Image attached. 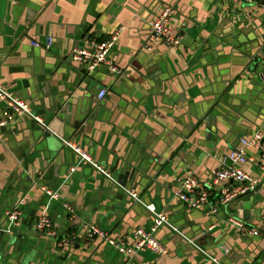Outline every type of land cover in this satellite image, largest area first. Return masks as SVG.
Instances as JSON below:
<instances>
[{"label":"crops","instance_id":"obj_1","mask_svg":"<svg viewBox=\"0 0 264 264\" xmlns=\"http://www.w3.org/2000/svg\"><path fill=\"white\" fill-rule=\"evenodd\" d=\"M166 6L174 7L182 43L147 52L149 26ZM120 30L111 60L122 75L72 62L75 48ZM49 38L54 43L47 49ZM263 65L264 0H0V82L57 134L27 117L0 130V264H215L201 250L222 264H264V171L255 162L240 167L258 191L213 217L176 196L178 178L191 171L211 189L213 205L220 189L212 177L222 157L264 132ZM103 89L107 96L99 100ZM81 104L91 112L79 128ZM5 113L1 106L0 119ZM204 115L216 119L210 128L198 125ZM60 138L164 212L195 247L167 227L156 235L168 248L165 256L128 258L100 239L88 241L90 225L130 237L138 228L150 230L152 216L81 164ZM248 155L259 159L254 149ZM38 179L60 200L48 201L33 186ZM29 192L18 237L2 235L6 212ZM42 214L53 221L55 236L37 231ZM231 218L260 235L241 236L225 224ZM70 237L72 246L63 247Z\"/></svg>","mask_w":264,"mask_h":264},{"label":"built area","instance_id":"obj_2","mask_svg":"<svg viewBox=\"0 0 264 264\" xmlns=\"http://www.w3.org/2000/svg\"><path fill=\"white\" fill-rule=\"evenodd\" d=\"M234 1H245L251 3L254 0ZM174 14V7L166 6L150 24L148 40L145 44V50L147 52H152L155 47L160 44H165L171 47L181 45L182 38L174 33ZM121 31L122 30L116 32L110 39L101 41L90 47L75 48L72 52V62L81 65L85 64L92 70L100 66H105L110 73L116 76L122 75V70L111 60L112 51L119 41ZM53 43V38L47 39V49H50ZM106 96V89L101 90L98 94L99 100L105 99ZM1 106L5 107L6 113L4 114V117L0 119V130L13 125L20 118L27 117L34 120L44 130H47L57 136V134L51 131L50 127L46 125L42 117L33 111L32 107L28 103L11 94L0 82V107ZM60 140L66 149L71 150L80 158L81 164L93 167V169H95L97 173L106 180L115 181L112 172L97 164L83 148L71 140L63 138H60ZM249 149L257 151L259 155L258 161L249 157ZM250 162H255L259 168L264 171L263 131L256 132L250 138L242 139L239 148L222 157L220 168L213 172L212 177V185L220 189V195L213 205H210L212 198L211 189L191 171L188 172L186 176L178 178V190L176 192V196L183 206L188 209L201 210L207 207L206 215L208 217H213L222 209H225L233 200L241 196L255 193L257 182L248 173H246L243 168L240 167ZM229 183H232V185L230 186ZM33 186L39 187L41 192L50 198V201L60 200L59 193L42 185L41 179L36 180ZM127 195L132 204L145 206L148 213L152 216L153 223L150 230L138 228L131 234L130 237H123L114 234L112 231L102 230L96 225H90L87 228L85 238L88 241L100 239L119 254L128 258H132L141 252H151L157 256L168 255V248L158 239L156 235L163 227L171 228L175 234H179L181 237L180 231L171 225L169 217L164 212L157 213L156 207L144 205L141 197L136 191L129 190L127 191ZM29 201L30 192L23 194L17 203L6 212L5 224L9 229L18 228L24 209L28 205ZM64 208L72 220L76 218V213L73 207L66 204ZM225 224L243 237H258L260 235V232L256 228L250 227L246 223L235 218L227 220ZM36 229L41 234H46L50 237L55 236L53 221L46 214H42L39 217ZM181 238L195 247V243L193 241L188 240L184 236ZM73 240L74 237L68 238L62 246L70 248ZM223 248L226 253H229L226 247ZM201 252L215 264H222L218 259L208 256V254L203 250H201Z\"/></svg>","mask_w":264,"mask_h":264},{"label":"water","instance_id":"obj_3","mask_svg":"<svg viewBox=\"0 0 264 264\" xmlns=\"http://www.w3.org/2000/svg\"><path fill=\"white\" fill-rule=\"evenodd\" d=\"M149 29H150V26H149ZM264 66V65H263ZM81 106H82V113H83V116H81L80 117V119H79V122H77L75 125L77 126V127H81L82 126V122L84 121V116L85 115H87L89 112H91V108L90 107H88V108H86L85 106H83L82 104H81ZM84 117V118H83ZM205 117V115L201 118V120H200V122L198 123V125L199 126H202V127H206V128H210L211 127V124H212V122H216V119H215V117L214 116H208L206 119L204 118ZM46 125L47 126H49L47 123H46ZM50 127V126H49ZM40 128V127H39ZM40 130H43V128L41 127L40 128ZM50 130L51 131H53L52 130V128L50 127ZM84 129H81V131H83ZM46 132H48L47 134L49 135V133L51 134V132H49V131H47V130H45ZM210 134V133H209ZM109 185H110V188H112L113 187V185H115V186H118V189H120L121 190V192H119V194H120V196L122 195H127V191H129V190H132V189H129V188H126V186H124V185H122V184H118L117 182H115V181H109ZM256 191H258V186H256V188H255V192ZM124 197V196H123ZM47 200L48 201H50V198L49 197H47ZM143 204L144 205H146L147 206V204H145V202L143 201ZM144 209H146V207L145 206H142ZM157 210V209H156ZM147 211V210H146ZM148 212V211H147ZM157 213H161V212H158L157 211ZM70 217V215L68 214V218ZM170 230H172L171 228H169ZM173 232V231H172ZM1 234L2 235H6L7 237H9L10 238V236H12V238H15V237H18V234H19V231H18V228H8V227H5L2 231H1Z\"/></svg>","mask_w":264,"mask_h":264},{"label":"bare ground","instance_id":"obj_4","mask_svg":"<svg viewBox=\"0 0 264 264\" xmlns=\"http://www.w3.org/2000/svg\"><path fill=\"white\" fill-rule=\"evenodd\" d=\"M37 227V226H36Z\"/></svg>","mask_w":264,"mask_h":264}]
</instances>
